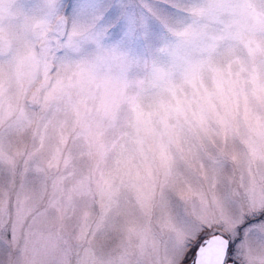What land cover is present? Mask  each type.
<instances>
[{
	"label": "snow or ice",
	"instance_id": "1",
	"mask_svg": "<svg viewBox=\"0 0 264 264\" xmlns=\"http://www.w3.org/2000/svg\"><path fill=\"white\" fill-rule=\"evenodd\" d=\"M0 264H264V0H0Z\"/></svg>",
	"mask_w": 264,
	"mask_h": 264
}]
</instances>
